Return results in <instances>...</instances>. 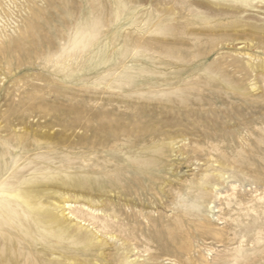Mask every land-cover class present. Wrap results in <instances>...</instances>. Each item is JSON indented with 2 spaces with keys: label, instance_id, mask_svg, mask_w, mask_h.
<instances>
[{
  "label": "rangeland",
  "instance_id": "rangeland-1",
  "mask_svg": "<svg viewBox=\"0 0 264 264\" xmlns=\"http://www.w3.org/2000/svg\"><path fill=\"white\" fill-rule=\"evenodd\" d=\"M0 264H264V0H0Z\"/></svg>",
  "mask_w": 264,
  "mask_h": 264
},
{
  "label": "bare ground",
  "instance_id": "bare-ground-1",
  "mask_svg": "<svg viewBox=\"0 0 264 264\" xmlns=\"http://www.w3.org/2000/svg\"><path fill=\"white\" fill-rule=\"evenodd\" d=\"M233 1H237V0H233ZM37 193H34L32 191H24L19 195V199L22 202H26L28 205L32 206V201L34 200V198H36ZM36 208L32 207V210L34 211ZM55 218L51 217L46 219V223L49 225L52 224L54 222ZM52 222V223H51Z\"/></svg>",
  "mask_w": 264,
  "mask_h": 264
}]
</instances>
